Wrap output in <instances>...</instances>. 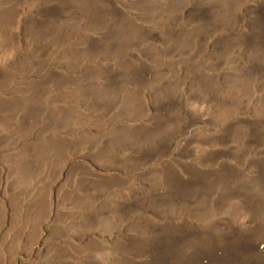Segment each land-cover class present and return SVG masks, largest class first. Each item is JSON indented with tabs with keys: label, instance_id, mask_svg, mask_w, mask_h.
<instances>
[{
	"label": "rangeland",
	"instance_id": "obj_1",
	"mask_svg": "<svg viewBox=\"0 0 264 264\" xmlns=\"http://www.w3.org/2000/svg\"><path fill=\"white\" fill-rule=\"evenodd\" d=\"M257 10L0 0V264H148L174 236L172 264L223 245L239 262L213 264H264V74L249 68L264 57L244 45ZM179 183L215 206H155ZM218 222L233 236L213 240Z\"/></svg>",
	"mask_w": 264,
	"mask_h": 264
},
{
	"label": "bare ground",
	"instance_id": "obj_2",
	"mask_svg": "<svg viewBox=\"0 0 264 264\" xmlns=\"http://www.w3.org/2000/svg\"><path fill=\"white\" fill-rule=\"evenodd\" d=\"M206 10H202L199 12L201 14V17L205 16ZM256 20L254 23V27L252 30V35L249 39H247L244 43L245 48L250 49L253 52H256L259 54V57H264V13H261L259 10L255 13ZM247 49V50H248ZM248 50V51H250ZM256 61V60H255ZM250 62V61H249ZM254 62V61H253ZM252 63V62H251ZM257 63V62H256ZM250 64V63H249ZM254 64V65H253ZM249 68L252 70V72H261L264 74V64L259 63L255 64L253 63ZM139 79H147L148 74L146 71H141ZM136 77V76H135ZM170 103V102H169ZM161 113L165 115L159 122L155 123L154 127H161L164 125H167L172 120V109H170V106L165 102L160 107ZM259 180H262L264 185V175L260 171L259 174ZM178 189L177 192H173L172 190L161 187L158 190H155V192L152 194V200L155 204V206H158L162 209H167L171 207H176L178 205L185 206V208H192L197 213L205 211V209L213 208L215 204L211 202L213 201L212 198H215L216 196L212 195L210 192H207L204 190V188L200 184L195 183H179L177 185ZM248 198V197H247ZM245 208V207H244ZM246 209V208H245ZM236 211V210H233ZM215 222V221H214ZM215 225L221 226V234L218 235L216 238H213V240H219L226 237H231L233 234L229 232L228 230L223 231V229L227 228L222 226L221 223H215ZM214 227V226H213ZM161 240V239H160ZM254 243H252L253 245ZM180 245V238L179 236H174L172 240L169 241H162V242H154L152 245V249L149 251L150 256L148 259H150V263L148 264H172V260L176 256V253L178 250H170V247H179ZM251 243L248 241L246 243V247L250 250L256 251L258 249L257 245H253V248ZM224 246V245H223ZM218 246L214 247L212 251H204L201 247H196L195 254L193 257V260L191 264H213L214 258H218L219 261L224 263H229L232 261L239 262L237 258L235 257L237 255V252L242 250H233L231 246ZM241 248V247H239ZM264 246L260 248V250H257L256 253L263 254L264 253ZM208 260V262H205Z\"/></svg>",
	"mask_w": 264,
	"mask_h": 264
}]
</instances>
